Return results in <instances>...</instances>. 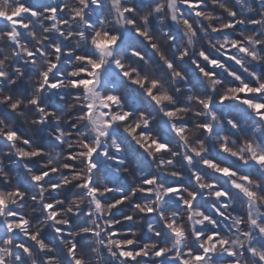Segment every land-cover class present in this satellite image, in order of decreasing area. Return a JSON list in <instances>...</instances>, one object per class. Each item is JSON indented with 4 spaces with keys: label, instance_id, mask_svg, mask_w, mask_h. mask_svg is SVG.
I'll return each instance as SVG.
<instances>
[{
    "label": "clouds",
    "instance_id": "obj_1",
    "mask_svg": "<svg viewBox=\"0 0 264 264\" xmlns=\"http://www.w3.org/2000/svg\"><path fill=\"white\" fill-rule=\"evenodd\" d=\"M0 264H264V0H0Z\"/></svg>",
    "mask_w": 264,
    "mask_h": 264
},
{
    "label": "snow or ice",
    "instance_id": "obj_2",
    "mask_svg": "<svg viewBox=\"0 0 264 264\" xmlns=\"http://www.w3.org/2000/svg\"><path fill=\"white\" fill-rule=\"evenodd\" d=\"M89 62H91V61H89ZM51 86H52L53 88L57 87L56 84H52ZM38 179H40V178H38ZM147 183H148V184H151L152 181H147ZM174 191H178V189H174Z\"/></svg>",
    "mask_w": 264,
    "mask_h": 264
},
{
    "label": "trees",
    "instance_id": "obj_3",
    "mask_svg": "<svg viewBox=\"0 0 264 264\" xmlns=\"http://www.w3.org/2000/svg\"><path fill=\"white\" fill-rule=\"evenodd\" d=\"M188 67H189V68H191V66H190V65H189Z\"/></svg>",
    "mask_w": 264,
    "mask_h": 264
}]
</instances>
